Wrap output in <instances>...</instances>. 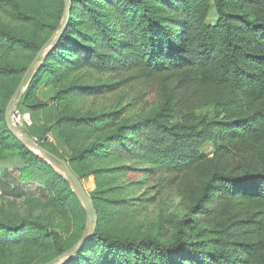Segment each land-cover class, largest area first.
Listing matches in <instances>:
<instances>
[{
	"label": "trees",
	"instance_id": "16d2710c",
	"mask_svg": "<svg viewBox=\"0 0 264 264\" xmlns=\"http://www.w3.org/2000/svg\"><path fill=\"white\" fill-rule=\"evenodd\" d=\"M52 2V21L44 0H0V10L15 11L14 20L49 36L66 18L64 0ZM68 6L64 30L36 62L11 107L28 116L25 133L56 156L66 143L62 127L88 123L99 131L61 157L80 180L93 175L106 185L88 192L93 234L58 264H264V0H68ZM42 45L11 33L0 21V47L28 53L22 64L0 63V170L28 180L44 169L49 200L60 207L73 204L66 223L77 232L64 239L37 219H0V245L15 259L28 256L33 233L46 241L48 248L36 249L30 264H43L88 236L83 235L87 215L71 181L5 121L6 105ZM84 66L113 81L58 90L57 81ZM124 88L139 101L154 100L153 111L131 125L118 112L80 119L63 113L67 94L97 97ZM206 143L213 146L211 154L201 150ZM101 156L130 164L82 167ZM135 169L149 174L155 191L179 200L187 222L173 215L172 235L103 222L108 211L121 226L131 200L122 195L115 173ZM27 230L32 233L20 241Z\"/></svg>",
	"mask_w": 264,
	"mask_h": 264
},
{
	"label": "rangeland",
	"instance_id": "374dc122",
	"mask_svg": "<svg viewBox=\"0 0 264 264\" xmlns=\"http://www.w3.org/2000/svg\"><path fill=\"white\" fill-rule=\"evenodd\" d=\"M44 1L49 5L45 7L48 20H56V9L52 8V0ZM9 11L10 12L0 10V21L8 31L16 35L35 38L37 42L43 44L42 46L45 52L50 49L55 42V34L58 30L48 36L46 32L34 26L17 22L13 19V17L17 18L15 11ZM51 13L52 15H50ZM27 58L28 53L21 49L14 48L10 50L9 48L0 47V63L10 62L11 64L19 65L27 61ZM107 81H113L112 75L107 76L99 70L84 66L75 69L64 79L57 81L56 86L58 90L65 91L75 84L94 86L102 85ZM1 82L0 80V83ZM48 93H50V90H48ZM61 104L63 113L68 117L73 116L75 119L87 117L95 118L100 114L118 112L120 113V120L127 122L129 125L135 123L143 115L153 111L155 107L154 100L146 102L139 101L126 88L108 92L97 97H92L87 94H67L66 97L63 98ZM13 110H15V108L10 109L9 113L12 127L18 135L25 136V127L23 125L27 117L21 116L20 120H17L15 115L16 112ZM70 124V126L62 127V134L66 138V143L64 142L58 147V156L60 158L68 155V153L73 152L99 135L98 129H95L93 125L87 126L88 123H85L84 127L72 125L73 123ZM28 146L52 166L54 170L70 180L64 168L56 160L42 152H38L31 143H28ZM201 150L203 153L211 154L213 146L211 143H206ZM122 164L129 165L130 162L128 160L122 162L115 157L101 156L100 158L96 157L85 160L82 162V167L86 170L102 168L104 165L118 167ZM125 171L126 172L118 171L115 175L117 176L118 183L123 186L122 195L131 200L130 207L120 215L119 219L121 221V226L118 220H112L113 216L118 219L117 214L108 215V211L105 212L106 215L103 217L104 223L111 226L114 225L116 228L119 227L118 229L128 228L141 233L160 229V234L163 237L170 236L175 232V215L179 217V219L187 222V219H185L186 215L179 204V200L170 193H158L155 191L153 188L154 181L150 179L149 174L143 175L139 169ZM45 175L44 169H36L32 173L31 178L27 177L28 180H22L19 172L1 169L0 219L7 218L12 221H20L24 217L37 219L47 224L50 228L57 229L64 239H72L77 234L76 226L69 225L66 221L74 214L72 211L73 204L68 201L66 205L60 207L55 206L51 200H49L46 187L42 183ZM81 181L87 192L96 187L99 188L100 186L106 185L100 184V181L93 175L81 178ZM115 195H117L116 192H114V196ZM104 207H106V205ZM172 217L174 218L173 220ZM31 233L32 230H27L24 236L20 237V241L25 240ZM86 233H88V226L87 231H85L83 235L85 236ZM81 238L76 240L73 245H76ZM32 239L35 243L31 244V250L27 254V257L21 256L15 259V257H13V255H16L14 252L0 245V264H30V262H32L30 257L34 254L36 249L42 251L47 247L46 241L38 237V234L33 233L31 240ZM37 255L40 254L37 253Z\"/></svg>",
	"mask_w": 264,
	"mask_h": 264
},
{
	"label": "water",
	"instance_id": "95a60500",
	"mask_svg": "<svg viewBox=\"0 0 264 264\" xmlns=\"http://www.w3.org/2000/svg\"><path fill=\"white\" fill-rule=\"evenodd\" d=\"M65 2V7H66V18L65 21L63 22L61 28L59 29V31L55 34V37H59L60 34L62 33V31L64 30L66 23L68 21V17H69V6H68V0H64ZM44 47H42L37 54L35 55L34 59L32 60V62L30 63V65L28 66V68L26 69L25 73L23 74L19 84L17 85V87L15 88L14 92L12 93L6 108H5V121L7 124V127L9 128V130L16 136L18 137L20 140H22L23 142H27V143H31L33 145V147L38 151V152H42L44 154H46L47 156L53 158L54 160H56L63 168L64 171L66 173V175L68 176V178L70 179L72 185L74 186L78 196L81 199L82 205L84 207V210L86 212L87 218H88V236L84 237L83 239H81L75 246H73L72 248L66 250L65 252H63L62 254L58 255L57 257L43 263V264H58L60 261H62L63 259L69 257L71 254L75 253L79 248H81L88 240V238L93 234V223L95 222V215H94V210L92 207V204L90 202L89 196H88V192L86 191L85 187L83 186L82 181L73 173V171L71 170V168L69 167V165L67 164V162L60 158L59 156H56L54 154H52L51 152H49L47 149L36 145L32 138L29 135H25V136H21L18 135L11 124L10 121V109L13 106V104L19 99V96L21 94V92L24 90L27 79L29 74L31 73L33 67L35 66L36 62L42 57L44 56Z\"/></svg>",
	"mask_w": 264,
	"mask_h": 264
},
{
	"label": "built area",
	"instance_id": "2783aa9c",
	"mask_svg": "<svg viewBox=\"0 0 264 264\" xmlns=\"http://www.w3.org/2000/svg\"><path fill=\"white\" fill-rule=\"evenodd\" d=\"M13 111H15L16 113H15V115H16V118H17V120H20V117L21 116H26L27 117V119H26V122L24 123V127H25V125H26V123H28L29 122V119H28V116L27 115H20L19 114V112L15 109V110H13ZM28 135V134H27ZM32 138V137H31ZM32 140H33V142L36 144V145H39V143H38V141H37V139L36 138H32ZM47 140L48 141H53V139H52V137L50 136V135H47Z\"/></svg>",
	"mask_w": 264,
	"mask_h": 264
},
{
	"label": "crops",
	"instance_id": "0c3cea01",
	"mask_svg": "<svg viewBox=\"0 0 264 264\" xmlns=\"http://www.w3.org/2000/svg\"><path fill=\"white\" fill-rule=\"evenodd\" d=\"M11 161V160H10ZM10 163V165L12 164L11 162H9Z\"/></svg>",
	"mask_w": 264,
	"mask_h": 264
}]
</instances>
